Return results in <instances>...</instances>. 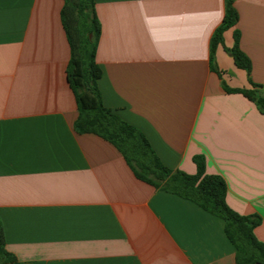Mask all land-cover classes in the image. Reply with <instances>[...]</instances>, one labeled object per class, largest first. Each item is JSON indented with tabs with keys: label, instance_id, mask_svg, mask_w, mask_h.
Listing matches in <instances>:
<instances>
[{
	"label": "crops",
	"instance_id": "crops-1",
	"mask_svg": "<svg viewBox=\"0 0 264 264\" xmlns=\"http://www.w3.org/2000/svg\"><path fill=\"white\" fill-rule=\"evenodd\" d=\"M62 0H0V221L10 264H236L223 221L135 178L117 149L77 133ZM210 41L225 0H94L105 108L160 162L226 182V204L258 216L264 244V115L230 90L264 87V0ZM250 62L235 66L233 33Z\"/></svg>",
	"mask_w": 264,
	"mask_h": 264
},
{
	"label": "trees",
	"instance_id": "trees-1",
	"mask_svg": "<svg viewBox=\"0 0 264 264\" xmlns=\"http://www.w3.org/2000/svg\"><path fill=\"white\" fill-rule=\"evenodd\" d=\"M62 1L60 19L70 51L66 79L77 108L74 130L80 134L96 135L112 144L136 179L155 189L186 199L205 212L220 218L224 223V234L234 247L236 264H264V244L253 234L260 218L239 215L228 207L225 200L226 182L219 175L205 173V159L202 155L192 158L196 169L193 175L178 170L172 171L160 162L138 129L104 107L97 86L101 71L95 54L100 25L94 10V0ZM233 2L234 0H225L222 22L211 37V54L222 44L223 32L237 23L238 16ZM238 40L239 34L234 31L233 46L227 51L235 66L249 73L250 62L238 48ZM251 86L249 90L226 91L242 94L264 115V87L254 84ZM14 262L15 256L5 249L0 221V264Z\"/></svg>",
	"mask_w": 264,
	"mask_h": 264
},
{
	"label": "water",
	"instance_id": "water-1",
	"mask_svg": "<svg viewBox=\"0 0 264 264\" xmlns=\"http://www.w3.org/2000/svg\"><path fill=\"white\" fill-rule=\"evenodd\" d=\"M89 37H90V35H89Z\"/></svg>",
	"mask_w": 264,
	"mask_h": 264
}]
</instances>
